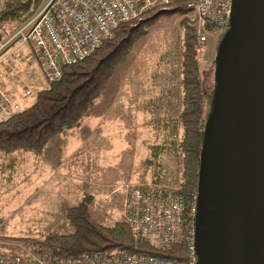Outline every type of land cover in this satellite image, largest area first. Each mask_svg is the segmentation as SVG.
Returning a JSON list of instances; mask_svg holds the SVG:
<instances>
[{
	"label": "rangeland",
	"instance_id": "1",
	"mask_svg": "<svg viewBox=\"0 0 264 264\" xmlns=\"http://www.w3.org/2000/svg\"><path fill=\"white\" fill-rule=\"evenodd\" d=\"M3 1L0 0V8ZM43 2L41 0L36 12ZM176 4L160 8L171 9ZM184 17L192 28L200 25L192 11L182 15H161L148 34L135 42L131 52L116 67L104 90L82 117L78 130L54 140L57 147L67 143L70 149H78L72 156L71 167L64 166L72 176L64 185L69 184L71 193L59 187L58 178L47 181L46 176L32 173L28 164L18 163L24 158L22 151L9 155L6 163L12 168L6 171L7 178L2 181L8 185L12 181L19 183L14 184L12 198L11 190L6 192L5 187L0 190L1 251L17 253L16 244L22 242L13 239L41 238L51 231L68 232L65 210L76 204L83 194L93 195L90 212L94 219L105 225L122 220L119 199H103L108 187L124 182H150L159 171L148 165L146 159L150 154L149 147L161 143L167 132L162 125L155 126V115L149 113L145 105L150 99H159L160 119L174 117L180 110V62L185 31L181 21ZM201 25L207 39L200 46L197 57L203 85L207 92H211L217 84L221 29ZM25 66H20L19 78L16 74L20 79L19 88L16 87L20 96L14 101H20L26 86L35 92L30 100L32 103L37 92L48 84L44 85L35 63ZM88 135L90 146L82 145ZM13 157L21 159L14 163ZM160 160V182L175 189L180 158L167 152Z\"/></svg>",
	"mask_w": 264,
	"mask_h": 264
},
{
	"label": "trees",
	"instance_id": "2",
	"mask_svg": "<svg viewBox=\"0 0 264 264\" xmlns=\"http://www.w3.org/2000/svg\"><path fill=\"white\" fill-rule=\"evenodd\" d=\"M40 3L41 0H4L0 8V37L13 33L36 12ZM173 4L176 6L171 9L160 8ZM166 5L152 6L137 17L120 23L114 29L112 37L105 39L92 54L64 66L60 78L39 90L32 103L1 121L0 158H6L16 151L38 156L51 139L66 130L79 127L82 117L104 90L116 67L131 52L135 42L148 34L160 16L191 12L187 0H174ZM186 18L181 21L185 31L180 62V110L174 117L160 119L159 99L148 100L145 108L155 115V126L162 125L167 132L161 143L149 147L150 154L146 163L159 170L150 182L161 183L160 157L167 152L173 153L180 158V174L174 180V190L189 200L198 185L200 154L213 107L214 89L207 92L203 85L197 55L204 42H198L197 26L192 28ZM206 24L211 25L204 22ZM229 26L228 21L220 28L219 41ZM92 200V194H83L76 204L66 208L64 216L70 228L68 232L51 231L41 238L13 240L40 243L53 252L71 257H78L88 251L115 253L123 250L182 258V246L171 245L156 249L151 244L136 239L130 226L121 219L109 225L97 221L90 212Z\"/></svg>",
	"mask_w": 264,
	"mask_h": 264
},
{
	"label": "built area",
	"instance_id": "3",
	"mask_svg": "<svg viewBox=\"0 0 264 264\" xmlns=\"http://www.w3.org/2000/svg\"><path fill=\"white\" fill-rule=\"evenodd\" d=\"M173 1L44 0L40 9L13 33L0 37V122L22 111L35 96L25 86L20 101H14L6 86L10 78H16L15 62L21 57L22 47L27 46V57L38 65L45 83L50 84L60 78L64 66L84 59L111 38L120 23L152 6ZM187 6L200 22L196 28L200 43L207 39L201 23L222 28L229 21L231 0H187ZM197 195V188L187 200L163 183L124 182L108 187L103 199H119L122 220L136 239L156 249L180 245L181 259L123 250L88 251L71 257L40 243L26 242L16 244L15 254L0 250V264H196Z\"/></svg>",
	"mask_w": 264,
	"mask_h": 264
},
{
	"label": "water",
	"instance_id": "4",
	"mask_svg": "<svg viewBox=\"0 0 264 264\" xmlns=\"http://www.w3.org/2000/svg\"><path fill=\"white\" fill-rule=\"evenodd\" d=\"M200 154L196 264H264V0H231Z\"/></svg>",
	"mask_w": 264,
	"mask_h": 264
},
{
	"label": "crops",
	"instance_id": "5",
	"mask_svg": "<svg viewBox=\"0 0 264 264\" xmlns=\"http://www.w3.org/2000/svg\"><path fill=\"white\" fill-rule=\"evenodd\" d=\"M28 53H29V49L27 48V46L22 47L21 48V57L15 62L16 74H17L18 78H19L18 72H20L19 71L20 66L26 67L25 65H29V63H31V65L33 63H35L34 61H32L31 59H29L27 57ZM36 67L39 69L37 64H36ZM40 73H41V71H40ZM18 84L19 83L15 77L10 78L8 80V82L6 83V86L9 89L10 94L14 100L15 99L17 100L20 96V93H18L19 91H17V89H16V87H18L17 86ZM44 85H45V80H44ZM78 128L79 127H76V128L70 129V130H66V131L60 133L54 139H51L46 144L45 148L43 149V151L38 156H33L31 153L22 151L24 153V158L22 157L23 158L22 161H18V163L19 162L25 163V166H26V164H28L30 166V171L32 173H36L37 175L46 176L47 181H52L53 178L54 179L58 178L60 180L59 187L64 188V189H66V191L68 193H71L72 191L68 190L69 184L67 183L66 186H64V185L72 176H71L70 171L66 170V168L64 166H67V168L71 167L72 156H73V154L76 153V151L78 149H75L74 147H72L70 149L69 146L67 145V143H65L64 146H62V143H61L60 147H57L58 145L55 143L54 140H60L62 137L64 138L66 136H69L68 135L69 133H72L75 130H78ZM85 143L88 146H90V135H88L84 138L82 145ZM82 145H80V146H82ZM16 152L18 153L20 151H16ZM10 156H11V154H10ZM10 156H7L6 158H0V190L4 189V187H5L4 191H6V192L11 190L10 198H12V196L14 194L12 189L14 187V184H16V183L15 182L12 183L13 182L12 181L8 185L6 182H3L4 179L7 178L6 171H8L9 168H12L11 166H9L6 163V161L8 160L7 158H9ZM20 159L21 158L13 157V162L16 163V160H20ZM7 166H8V168H7ZM8 178L10 179V177H8ZM86 178H88V177H86ZM62 197H64V196H62ZM2 243L3 242L0 240L1 246H2Z\"/></svg>",
	"mask_w": 264,
	"mask_h": 264
}]
</instances>
